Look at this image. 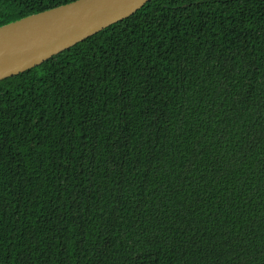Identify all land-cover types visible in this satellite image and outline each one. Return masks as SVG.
I'll return each instance as SVG.
<instances>
[{"label":"trees","instance_id":"trees-1","mask_svg":"<svg viewBox=\"0 0 264 264\" xmlns=\"http://www.w3.org/2000/svg\"><path fill=\"white\" fill-rule=\"evenodd\" d=\"M0 264H264V0H150L0 80Z\"/></svg>","mask_w":264,"mask_h":264},{"label":"water","instance_id":"water-1","mask_svg":"<svg viewBox=\"0 0 264 264\" xmlns=\"http://www.w3.org/2000/svg\"><path fill=\"white\" fill-rule=\"evenodd\" d=\"M150 0H74L0 26V80L35 67Z\"/></svg>","mask_w":264,"mask_h":264}]
</instances>
